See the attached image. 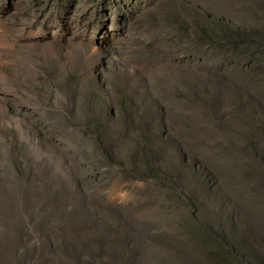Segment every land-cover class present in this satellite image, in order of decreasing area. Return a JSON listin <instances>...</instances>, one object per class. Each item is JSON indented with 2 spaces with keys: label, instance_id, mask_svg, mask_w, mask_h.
<instances>
[{
  "label": "rangeland",
  "instance_id": "obj_1",
  "mask_svg": "<svg viewBox=\"0 0 264 264\" xmlns=\"http://www.w3.org/2000/svg\"><path fill=\"white\" fill-rule=\"evenodd\" d=\"M222 18L264 39V0H0V264H264L263 54Z\"/></svg>",
  "mask_w": 264,
  "mask_h": 264
},
{
  "label": "trees",
  "instance_id": "obj_2",
  "mask_svg": "<svg viewBox=\"0 0 264 264\" xmlns=\"http://www.w3.org/2000/svg\"><path fill=\"white\" fill-rule=\"evenodd\" d=\"M210 23L212 28L218 30L219 35H223L221 38L222 40H220V37L215 39L213 32H208L206 28H204L203 32L198 34V38L203 39L204 41H208L209 43L215 42V44H221V46L223 47L230 45V43L233 44L235 47L236 44H239L240 42L248 43L251 47H255L254 49L257 52L263 54V56L261 55L260 57L256 58L257 65H255V68L259 70H261V68H264V39H254L251 35V32L247 28L241 26L238 23H235L234 21H227L224 18L218 20H211ZM213 99L209 98V100L211 101H213ZM217 109L218 108H216V106L207 107V110L211 111V115L214 118L218 117ZM256 111L258 110L256 109ZM259 111L264 114V108L262 106L261 108H259ZM249 120L250 118H246L244 124L250 123ZM234 256L241 258V256H239L237 253H235Z\"/></svg>",
  "mask_w": 264,
  "mask_h": 264
},
{
  "label": "bare ground",
  "instance_id": "obj_3",
  "mask_svg": "<svg viewBox=\"0 0 264 264\" xmlns=\"http://www.w3.org/2000/svg\"><path fill=\"white\" fill-rule=\"evenodd\" d=\"M8 29V28H7ZM31 31V30H30ZM7 31H6V24H5V22L3 23V22H0V65L3 63V61L6 59V60H8V59H10L9 57H12V54H10V52H11V49L10 48H12L13 47V43L12 42H10L9 40H8V38H7V33H6ZM27 32V31H26ZM35 32H27V33H25V35H23L25 38H27V36L26 35H33ZM28 39V38H27ZM35 41L36 42H39L40 40H39V38L38 39H36V40H33V39H31V43L33 44V45H38L37 43H35ZM30 43V44H31ZM46 43V42H45ZM45 50H46V48H44ZM47 50L48 51H50L51 50V47L49 46L48 48H47ZM46 53H47V51H46ZM18 123V122H17ZM21 127V126H20ZM20 127H18V128H20ZM23 130V129H22ZM21 132V131H20ZM25 135V134H24ZM23 138V137H22Z\"/></svg>",
  "mask_w": 264,
  "mask_h": 264
}]
</instances>
